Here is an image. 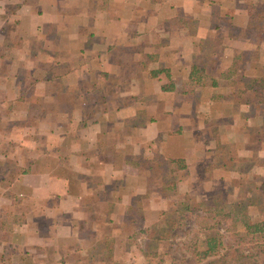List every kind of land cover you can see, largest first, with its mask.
<instances>
[{
  "label": "crops",
  "instance_id": "crops-1",
  "mask_svg": "<svg viewBox=\"0 0 264 264\" xmlns=\"http://www.w3.org/2000/svg\"><path fill=\"white\" fill-rule=\"evenodd\" d=\"M242 160L264 183V0H0L4 264H151L158 180Z\"/></svg>",
  "mask_w": 264,
  "mask_h": 264
},
{
  "label": "rangeland",
  "instance_id": "rangeland-1",
  "mask_svg": "<svg viewBox=\"0 0 264 264\" xmlns=\"http://www.w3.org/2000/svg\"><path fill=\"white\" fill-rule=\"evenodd\" d=\"M6 164L7 166H1L0 164V177L4 176L5 178H9V176L13 174L12 171L16 170L11 161H8ZM249 165V161L242 160L240 168L243 170V173L235 177H226L224 184L212 183L214 172L212 167H210L205 173L207 182H205V184L201 182L198 185H194L193 191L185 192V199H187L186 201L191 206L200 208L221 206L225 212L229 213L219 225L224 235L223 239L225 243L232 240L230 236L232 226L236 225L241 228L243 221H252L256 218L262 219L264 217V192L259 189V186H262L261 181L257 179L259 176L246 173ZM156 174L155 178L160 180L162 177H168V174H161L159 170H157ZM175 178L176 175H174V181L176 180ZM1 187L2 184L0 189ZM158 190H160V194L172 192L171 190H167V185L159 183V180ZM175 191L180 192L177 185ZM191 193L192 195L200 196V199L196 196L192 198L190 196ZM173 194L177 196L176 201H174V206L172 205V208L170 207L169 209L163 208L155 221V223H161V226H168V224H165V221H163V218L167 219V216H170L172 211L180 205L181 200L179 195L174 192ZM202 197H204V200H202ZM5 213L6 210L3 207L0 208V219L4 218ZM197 222L196 215L190 214L183 223L175 224L170 234H165L167 236L161 241L156 240V236H152L150 231L153 229V225L145 231V236H141V243L146 252L151 251L152 254H154L151 259V264H158V260L161 258L162 261L159 264H171L173 261H175L176 264H203L205 260L190 262L193 256L188 249V245L196 239L198 247H202L206 233L213 232L214 228H201ZM155 228L159 230L161 227L157 225ZM161 253H163L162 257H160ZM2 259L3 253H0V264H4Z\"/></svg>",
  "mask_w": 264,
  "mask_h": 264
},
{
  "label": "trees",
  "instance_id": "trees-1",
  "mask_svg": "<svg viewBox=\"0 0 264 264\" xmlns=\"http://www.w3.org/2000/svg\"><path fill=\"white\" fill-rule=\"evenodd\" d=\"M171 161L170 172H175L185 166L182 158H173ZM261 185L259 189L264 192V183ZM174 187L176 188V183L171 180L167 184V190L179 195L180 205L172 211L170 216H167V219L163 218L165 224H168L167 227L161 226L159 222L153 224L151 234L156 236V240H163L170 234L175 224L183 223L190 214H195L197 224L201 228H214V231L206 233L202 247H198L196 239L189 244L190 246L188 245L193 256L190 262L205 260L203 264H264V217L243 221L241 228L236 225L232 226L230 234L232 240L225 243L219 225L229 213L225 212L221 206L206 208L191 206L185 199V193L176 192ZM158 192L160 193V190ZM157 225L161 227L159 230L155 228ZM112 249V247L108 248L110 253ZM162 256L163 253L160 254V257ZM161 261L162 258L158 260V264ZM171 264H176V262L173 261Z\"/></svg>",
  "mask_w": 264,
  "mask_h": 264
}]
</instances>
